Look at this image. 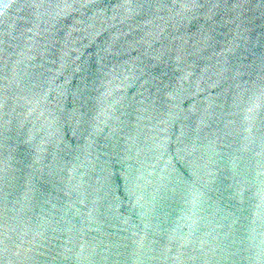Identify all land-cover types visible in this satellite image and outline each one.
<instances>
[{"label":"water","instance_id":"95a60500","mask_svg":"<svg viewBox=\"0 0 264 264\" xmlns=\"http://www.w3.org/2000/svg\"><path fill=\"white\" fill-rule=\"evenodd\" d=\"M0 264H264V0H0Z\"/></svg>","mask_w":264,"mask_h":264}]
</instances>
